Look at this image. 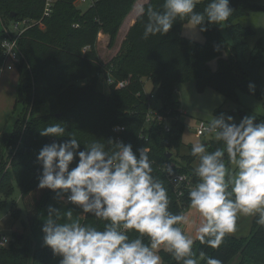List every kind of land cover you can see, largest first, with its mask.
I'll return each instance as SVG.
<instances>
[{"label": "trees", "instance_id": "16d2710c", "mask_svg": "<svg viewBox=\"0 0 264 264\" xmlns=\"http://www.w3.org/2000/svg\"><path fill=\"white\" fill-rule=\"evenodd\" d=\"M74 1L56 0L50 17L41 19L44 0H0V18L6 24L42 20L27 28L18 39L20 62L16 64L19 81L15 113L19 107L20 112L11 122L10 132L0 134V193L4 197L12 194L9 171L4 170L22 133V120L29 114L31 119L23 131L20 152L14 154L10 165L29 226L39 221L54 194L37 187L41 167L36 155L45 144L69 139L40 136L39 131L54 123L64 125L66 135L72 134L81 142V150L94 141L110 149L115 148L114 142L131 144L137 154L140 148L148 149L153 175L168 191L169 210L182 214L190 204L188 191L197 180L192 174L196 159L191 156V149L188 155H177L182 123L180 104L173 97L175 87L177 83L194 79L198 91L211 87L225 100L237 103L236 91L243 90L264 106L260 76L263 50L259 43L249 48L246 39L252 35L251 29L234 23L251 12L264 11V0H230L232 15L221 25L207 26L208 30L201 32L203 43L183 37L181 31L186 21L179 19L167 35L144 39L143 21L137 15L121 43L120 53L108 63H101L98 57V34L106 35L111 47L124 19L141 0H94L88 7H76ZM207 3L208 0H203L196 11L202 12ZM162 4L163 0H148L143 7L162 10ZM3 37L0 29V39ZM102 38L99 36L98 40ZM210 59L216 60L215 70L208 66ZM4 60L0 49V66ZM108 74L115 82L127 83L122 88L110 85L108 94L104 95L98 92L97 86L99 78ZM143 79L152 84L148 95L143 90ZM249 83L255 84L254 93L249 92ZM151 96L160 104V113L170 120L168 131L155 121L146 123ZM257 118L264 120V116ZM116 126L122 128L119 133L113 131ZM108 140L114 141L113 144L108 145ZM208 145H211L209 151L222 147L217 141ZM171 149L176 151V157L171 155ZM165 164L172 174L185 175L190 185L175 188L163 171ZM3 207L4 204H0V210ZM12 217V235L16 242H21L17 218ZM80 222L103 228V222L91 215L84 216ZM30 248L29 244L15 248L10 243L0 250V264L57 263L49 248L37 246L32 255ZM193 251L196 257L203 251L222 264H229L234 257H239L237 264L246 261L264 264V227L254 218L248 237L236 239L226 235L221 246L215 249L197 240ZM159 254L164 264H177L170 253L161 250Z\"/></svg>", "mask_w": 264, "mask_h": 264}, {"label": "clouds", "instance_id": "9594fccd", "mask_svg": "<svg viewBox=\"0 0 264 264\" xmlns=\"http://www.w3.org/2000/svg\"><path fill=\"white\" fill-rule=\"evenodd\" d=\"M201 3L163 0L162 10L140 6L143 38L167 35L178 19L194 33L205 32L207 26L228 21L234 11L230 0H208L202 12L196 11ZM255 88L248 84L249 92ZM203 131L214 134L222 147L209 151L211 145L201 142L191 146L197 180L188 199L199 214L193 238L181 227L190 222L189 216L169 210L168 191L153 175L148 149L140 148L137 154L131 144L108 140L114 149L94 141L81 150V142L66 135L64 125L46 126L40 136L69 139L54 140L39 150L38 189L56 193L58 202L102 221L103 228L82 224L72 208L62 211L50 205L41 228L42 246L60 258L59 264H162L161 248L177 264H222L203 251L196 257L194 239L219 248L225 236L236 231L241 216L254 217L264 227V120L252 113L237 123L221 113Z\"/></svg>", "mask_w": 264, "mask_h": 264}, {"label": "rangeland", "instance_id": "374dc122", "mask_svg": "<svg viewBox=\"0 0 264 264\" xmlns=\"http://www.w3.org/2000/svg\"><path fill=\"white\" fill-rule=\"evenodd\" d=\"M234 23L240 24L243 27H249L252 31V35L248 37L247 43L249 48L254 47L257 43L261 45L263 50L262 53V61L263 66L260 70L261 76V85L264 89V11L262 12H251L247 15L237 18ZM101 33V32H100ZM102 34V33H101ZM99 35V34H98ZM105 41H99L98 36L96 40V50L98 53V57L101 63H108L109 60L119 54L120 46L119 39L120 34L117 36L115 48L110 51L108 46V42L106 39V35L102 34ZM182 36L195 41L197 43H203L204 37L201 32L198 30L194 33L187 28V23H185L182 27ZM208 66L215 70L216 68V60L210 59L208 61ZM109 76L103 77L101 76L98 81L97 90L98 92L106 95L109 92V82L107 81ZM144 86L143 90L148 95L152 89V84L150 80L143 79ZM237 103L225 100L217 91H215L211 87H206L203 91H198L196 88V82L194 79L187 80L181 83H177L175 87V91L173 97L180 104V116L179 120L182 123L181 130V140H180V148L178 152V156L188 155L191 149V146L196 142H201L208 145L210 142L216 141L214 139V134L205 133L196 137L197 127L202 122L206 127H208L213 116H219L221 113L226 115H231L234 117L235 122L239 123L240 119L249 114H254L255 116H264V106L262 103L253 95L243 91L237 90ZM154 104H159L157 101L153 100ZM17 113L11 118L6 131L10 132L11 130V122H14L16 118H18L20 107L16 111ZM30 115L28 114L22 120V133L20 135L19 141L17 142L16 147L12 150V154L7 158L5 170L9 171L8 181H10V185L13 189L12 194L9 197H4L3 193H0V204H4L3 209L0 210V236L5 237L7 239H11L13 243V247L20 248L29 244L30 254L33 252V248L37 246H42V236L43 233L41 228L43 226V222L46 219L48 214V207L51 205L56 208H61L62 211L67 210V208H72L74 210V218L77 216L81 220L84 215L80 214V209L74 205L64 204L62 201L58 202L56 193L53 194L50 205H48L42 212L39 221L34 226H29L27 224L26 215L22 207L21 198H20V189L15 182L14 170L10 169L12 157L15 153L20 152L19 145L23 141V131L25 130L27 124L30 120ZM165 124L169 125L170 120H167ZM171 155L176 157V151L171 149ZM177 156V158H178ZM197 161L194 162V167L196 166ZM7 180V179H6ZM182 214H187L189 216V223L187 225H181L185 233L191 237H195V229L199 223V214L194 210L188 207L185 209ZM13 216L17 218L16 226L19 230H21V235L23 238L21 242H16V238L12 235L11 226L13 223ZM20 239V238H19ZM197 240L194 239V244ZM28 247V246H26ZM194 247V245H193ZM163 250L161 248L159 252ZM158 252V254H159ZM32 255V254H31ZM160 255V254H159ZM31 257V256H30ZM52 258H54L52 254ZM57 259V263L59 264V257H55ZM239 261V257H234L229 264H237ZM162 264H164L162 262ZM245 264H251L250 261H246Z\"/></svg>", "mask_w": 264, "mask_h": 264}, {"label": "built area", "instance_id": "2783aa9c", "mask_svg": "<svg viewBox=\"0 0 264 264\" xmlns=\"http://www.w3.org/2000/svg\"><path fill=\"white\" fill-rule=\"evenodd\" d=\"M56 0H44V5H43V11H42V18H48L50 17L52 10H53V5ZM95 1L94 0H75L74 5L76 7H88L92 5ZM42 20H39L38 22H33L29 20H23V21H15V22H10L8 24L5 23L0 18V29L2 30L4 37L0 39V49L3 52V55L5 56V60L2 66H0V75L5 67V63L7 61H10L12 63H19L20 62V50L18 47V39L20 35L29 27L35 25V24H40ZM76 27V25H75ZM109 76V74H108ZM109 82V85L116 84L118 88H122L126 85V81H119L115 82L110 76L109 79H107ZM153 96L150 97V102L148 103L149 111L146 115V123L150 121H155L157 124H163L164 130L168 131L169 130V125L165 124L167 119L160 113V104H154L153 103ZM207 128L202 122L200 125L197 127L196 130V137H200L204 134L203 129ZM122 130V128L116 126L113 128V131L115 133H119ZM118 140V139H117ZM169 167L167 164L163 166V171L165 175L169 178L170 183L175 187V188H180L183 185L184 186H189V180L185 175H179V174H172L171 171H169ZM180 194V193H179ZM12 242L11 239H7L5 237L0 236V250L2 248H6L10 245Z\"/></svg>", "mask_w": 264, "mask_h": 264}, {"label": "crops", "instance_id": "0c3cea01", "mask_svg": "<svg viewBox=\"0 0 264 264\" xmlns=\"http://www.w3.org/2000/svg\"><path fill=\"white\" fill-rule=\"evenodd\" d=\"M148 0H141L137 5L132 7L129 14L124 19L123 24L119 28L113 44L109 49L116 50L115 43L117 36L120 34L119 44L121 46L122 41L125 39L128 29L134 23L137 17V10L140 6H143ZM182 34V31H181ZM99 36H103L99 33ZM105 38H102L103 41ZM107 39V38H106ZM101 40V41H102ZM120 46H118L120 48ZM114 48V49H113ZM97 51V50H96ZM19 75L16 69V63L7 61L5 67L0 75V134L5 132L11 118L15 114V100L17 96ZM254 217L241 216L237 220V229L234 233L228 234L229 236L242 239L250 235L253 226Z\"/></svg>", "mask_w": 264, "mask_h": 264}, {"label": "water", "instance_id": "95a60500", "mask_svg": "<svg viewBox=\"0 0 264 264\" xmlns=\"http://www.w3.org/2000/svg\"><path fill=\"white\" fill-rule=\"evenodd\" d=\"M170 156V155H169Z\"/></svg>", "mask_w": 264, "mask_h": 264}]
</instances>
